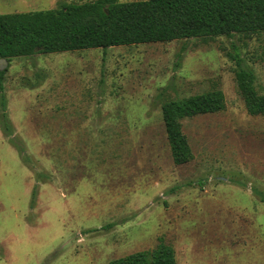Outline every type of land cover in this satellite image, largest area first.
I'll return each instance as SVG.
<instances>
[{
    "label": "rangeland",
    "instance_id": "obj_1",
    "mask_svg": "<svg viewBox=\"0 0 264 264\" xmlns=\"http://www.w3.org/2000/svg\"><path fill=\"white\" fill-rule=\"evenodd\" d=\"M93 1H1L0 15ZM235 49L264 94V33L8 62L0 264H108L159 240L177 264H264V118L244 109ZM213 90L225 109L182 121L192 160L174 165L162 102Z\"/></svg>",
    "mask_w": 264,
    "mask_h": 264
},
{
    "label": "trees",
    "instance_id": "obj_2",
    "mask_svg": "<svg viewBox=\"0 0 264 264\" xmlns=\"http://www.w3.org/2000/svg\"><path fill=\"white\" fill-rule=\"evenodd\" d=\"M264 33V0H142L119 3L95 0L82 4L58 3L55 9L0 15V60L89 49L170 43L181 40L209 41L235 35ZM176 55L178 62L182 52ZM229 58L235 65V82L246 113L264 118V94L255 88V75L235 49ZM0 71V129L13 142ZM225 109L220 90L165 100L160 110L173 164L192 160L182 121ZM14 143V142H13ZM23 159L25 152L19 148ZM264 202V195L252 190ZM108 264H177L174 250L161 240L146 251L112 260Z\"/></svg>",
    "mask_w": 264,
    "mask_h": 264
},
{
    "label": "water",
    "instance_id": "obj_3",
    "mask_svg": "<svg viewBox=\"0 0 264 264\" xmlns=\"http://www.w3.org/2000/svg\"><path fill=\"white\" fill-rule=\"evenodd\" d=\"M6 65H7V61L4 60V59H1V60H0V71H2L3 68L6 67Z\"/></svg>",
    "mask_w": 264,
    "mask_h": 264
},
{
    "label": "crops",
    "instance_id": "obj_4",
    "mask_svg": "<svg viewBox=\"0 0 264 264\" xmlns=\"http://www.w3.org/2000/svg\"><path fill=\"white\" fill-rule=\"evenodd\" d=\"M1 1H7V3H12L14 0H0Z\"/></svg>",
    "mask_w": 264,
    "mask_h": 264
}]
</instances>
